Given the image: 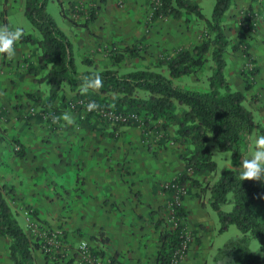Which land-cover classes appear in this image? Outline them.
Segmentation results:
<instances>
[{
  "label": "crops",
  "instance_id": "0c3cea01",
  "mask_svg": "<svg viewBox=\"0 0 264 264\" xmlns=\"http://www.w3.org/2000/svg\"><path fill=\"white\" fill-rule=\"evenodd\" d=\"M61 1L69 15L64 16L59 4L63 23L66 22L63 30L73 34L77 42L78 36H85L74 50L80 49L84 58L86 53H92L97 61L105 60L107 55L104 46L98 44L131 46L146 41L151 49L188 47L196 40V45L201 42L204 30L199 27L205 23L202 20H196V27L172 18H159L149 24V0ZM193 1L201 6L206 19H211L203 11L207 0ZM93 4L98 8L97 17L85 26L87 11L82 14L78 10ZM25 5L26 0H0V26L15 27L16 19L11 25L13 15L24 13ZM249 7L258 14L252 37L245 36L240 23ZM223 26L230 40L227 50L232 46V52L225 55L227 80L233 89L246 94V106L253 112L255 121L264 126V0H232L223 17ZM236 43L250 46L251 58L259 68L251 89H246L242 75L245 56L241 50L234 51ZM15 48L13 59L0 56V106L7 110V116L0 117V184L12 188L8 199L24 221L20 224L27 227L28 206H32L38 211L37 217L55 226L62 225L70 233L76 231L84 235L83 239L98 237L90 240L91 243L103 249L108 257L117 252V264H157L160 230L166 226V193L162 186L184 170V161L180 158L182 148L169 145L168 149H162L157 143H152L150 148L153 138L143 139L142 127H120L117 139L101 137L97 130L87 132L75 125L80 116L77 110L68 112L73 118L70 124L73 127L60 129L57 134L35 118H27L34 95L40 90V81L36 82L39 72L28 71L30 64L36 67L38 57L34 46L18 41ZM258 135L264 134L256 130L251 138ZM15 139L22 145L25 156L17 155ZM231 159L232 156L225 162V168L232 166ZM221 172L217 168L210 181L214 182ZM198 192V188H192L184 200L188 210L186 222L194 241L183 264H223L214 258L229 239L225 235L233 225L220 231L218 213L202 204ZM104 237H109V241L104 242ZM35 256L36 264H47L39 250ZM0 264H14L9 255V242L2 236Z\"/></svg>",
  "mask_w": 264,
  "mask_h": 264
},
{
  "label": "trees",
  "instance_id": "16d2710c",
  "mask_svg": "<svg viewBox=\"0 0 264 264\" xmlns=\"http://www.w3.org/2000/svg\"><path fill=\"white\" fill-rule=\"evenodd\" d=\"M58 2L62 6L64 16L69 17L63 9V2ZM48 3L49 0H26L25 5L26 16L41 33L38 39L34 38L32 33H24L20 40L36 45L34 53L38 57V64L36 67L35 64H30L28 71L35 74V69L38 73L49 67L47 76L43 79H48L51 83L49 95L45 96L41 89L37 90L32 106L36 111L26 117L35 118L57 134L60 129L66 130L73 126L64 124L63 119L54 121V118L61 117L70 110H77L80 116L75 125L87 132L97 130L101 137L117 139L120 127H142L145 140H151V134L159 135L156 143L160 148L168 149L169 145L182 148L180 158L184 161V170L171 180L167 187L162 186L167 195L165 207L169 209L170 221L160 230L157 264L184 263L190 242L187 240L188 210L184 205L187 195L182 192V188H186V192L190 193L194 187L199 190L197 196L202 204L209 205L218 213L220 231L236 225L241 233L236 238L228 239L219 248L214 259L223 264H264V182L240 181L237 170L241 155L248 153L249 138L256 130L264 134V126L255 121L253 112L246 106V94L233 89L226 77L225 54L230 40L224 33L223 17L230 9L232 0H216L211 19H206L201 6L193 0H159L157 5L150 3V6L155 8L148 18L149 24L159 18H185L189 27V15L195 14L196 20L205 22V31L199 44L193 47H176L173 54H165L159 58L156 68L162 67V70L139 67L127 72L115 67L101 68L90 57L84 61L94 66V69L80 72L74 56L73 42L48 12ZM72 8H76L75 4H72ZM78 11L82 14L87 11V20L83 25L88 26L96 19L98 8L93 4ZM257 17L258 14L251 7L243 12L240 23L245 36L252 37L255 34L253 32ZM140 43L141 41L131 46L125 45L124 48L114 43L113 47L108 48L109 55L118 63L125 59V52L132 57H138L141 54V48L138 47ZM249 48L248 44L242 43L233 46L234 51H243L245 59L254 64L252 68H243L246 89L255 85V77L259 73ZM208 55H211L212 59L208 87L176 83L175 80L183 76L201 71ZM92 72L102 76L103 87L98 91L89 90L87 94H82L81 77ZM41 80L36 79V82ZM66 87H69L73 95L71 98L65 93ZM80 99L95 101L100 108L84 113L82 106L76 104ZM72 104H76L74 109ZM101 110L131 117L126 122L112 125L104 120L100 114ZM1 116H7V110L2 106ZM104 126L109 127V130ZM212 142L219 150L232 154V166L225 168L214 182L210 181L209 177L217 171L218 164L213 158L210 145ZM14 143L17 155L25 156L20 142L15 139ZM149 147L152 148L153 144L150 143ZM11 193L12 188L0 184V236L8 240L9 255L14 264H36V250L40 251L47 264L118 263L117 252L110 256L109 263L101 262L106 252L97 246L90 249L87 246L88 259L83 257L81 261H78L77 254L70 255L67 251H62L61 254L50 253L44 246H48L47 240L52 232L46 237L40 235V229H47L49 221L37 217L38 211L28 206V215L35 226L32 228L27 225L24 228L8 199ZM227 204L230 205V210H225ZM58 227L62 228L64 236L67 237V229L62 225ZM101 235L103 232H100ZM80 236L84 237L82 234ZM97 238L90 236L88 239ZM251 239L259 241L260 254L250 248ZM103 241L108 242L109 237H104Z\"/></svg>",
  "mask_w": 264,
  "mask_h": 264
},
{
  "label": "rangeland",
  "instance_id": "374dc122",
  "mask_svg": "<svg viewBox=\"0 0 264 264\" xmlns=\"http://www.w3.org/2000/svg\"><path fill=\"white\" fill-rule=\"evenodd\" d=\"M149 2H151V1L149 0ZM215 3H216V0H207L206 4L204 6L203 11L210 18L212 16ZM149 9H150L149 16H151V14L153 12L152 6L149 5ZM60 11H61V9L59 7L58 0H49L48 12H50V14L56 19L57 24L63 30L62 27H66V22H65V24L63 23V21H65V20H63V18L61 17ZM11 15H13V13ZM13 16H14V19L12 20L11 25H14V22L16 19L17 22L15 23V25L16 26L21 25L23 28H25L27 32H24V33H32L34 38H37V39L41 37V33L38 31V29H36L33 26L31 21L26 16L25 12L24 13L19 12V13L14 14ZM149 16H148V18H149ZM189 18L191 19V26L196 27V15L190 14ZM175 21H179V20H175ZM182 21H184V24L186 25L185 18H184V20L182 19ZM199 27H201L202 29L204 28V30H203V33H204L205 23H203L202 25H199ZM68 28H70V27H68ZM176 29H177V25H176ZM83 32H84V34H87L86 30H84ZM194 32L196 33V31H194ZM65 33L70 37L74 46H80L82 39L85 40V36H78L79 41L77 42L76 37L73 34H69L68 30ZM88 37L93 39L92 35H88ZM202 37H203V34L200 38V41L202 40ZM196 41L189 44L188 47L195 46ZM96 42H98V41H96ZM146 44H148V43L145 41L144 43L143 42L140 43V45L138 46L141 48L140 56L132 57L129 53L125 52V59L119 63L116 62L115 60H113L111 58V56L109 55L110 50L108 48L113 47V44L110 46H105V45H100V44L97 45V46H104L103 51L107 54L105 56L106 57L105 60H103V59L99 60V61L95 60L94 55L92 53L91 54L86 53L85 58L90 57L94 62L98 63L99 66H101V68L115 67L122 72H127L130 70L139 68V67H150L152 69H156L159 71V70H162V67L156 68L159 58H162L165 54H173L174 49L176 47H179V46H173V47H169V48H160L161 46H158V48L151 49L150 48L151 46H147ZM27 45L34 46V47L36 46L34 44H27ZM119 47L124 48L125 46L120 45ZM35 48H34V52L36 51ZM231 48H232V46L229 48V50H227L228 53L232 52ZM34 54L36 56V53H34ZM74 56H75L76 64L78 66V70L80 72H84V71L89 70V69L90 70L94 69V66L88 65L84 60L82 61L81 58L82 57L84 58V56L80 53V49H77L76 47L74 50ZM244 59H245V57H244ZM211 64H212L211 55H208L205 67L201 71L194 73V74H191V75L183 76L182 78L175 80L176 83L186 85V86H192V87H196V86L197 87H203V88L208 87L209 86L208 77L212 71L211 70ZM246 66L248 68H250L249 66H251V68H252V67H254V64H251L249 61H247L245 59L244 68ZM48 71H49V67H46L45 69L39 71V78L44 80L43 78L45 75L47 76ZM42 80L39 82L40 89L45 93V96H47V94L49 95V92L51 91V83L48 79H46L44 81H42ZM65 93L67 94L68 97L71 98V96L69 95L70 94L69 87H66ZM29 115H32V112L30 110L27 112V117H29ZM150 136H152V138H153L151 144L156 143L159 139V135L151 134ZM210 145H211L212 151L214 153V158L218 162V171L221 172L225 169V166H226L225 162L229 158H231L232 154H231V152H223V151L219 150L217 145L213 142L210 143ZM231 162H232V159H231ZM170 182L171 181H169L167 183H170ZM167 183H165V184H167ZM188 194H189V191H188V193L186 192L185 195H188ZM224 208H225V210L231 209L230 205H228V204ZM17 218H18L19 222L23 225V223H24L23 219L21 217H18V216H17ZM168 221H170V212H169V209L167 208L166 213H165L166 225H167ZM49 224L50 225L47 227V229H40V235L42 237H46L49 233L52 232L51 233L52 235H50L49 236L50 238L47 240V241H50L52 243L48 245L49 247L47 245L44 246V248L47 251H49L50 253L61 254L62 251H65V252L67 251V253H69L70 255L77 254L78 261H81V259H83V256L81 255V248L79 246L80 242L81 241L86 242L89 249L92 246H94V244L91 243V241L89 239H86V238L83 239V237H81L80 234L76 233V231H74L73 233H70L69 230L67 229L68 234L66 237V236H64V231L62 230V228L55 226L51 221H49ZM51 225L53 226L52 229H51ZM238 232H240V230L237 228L236 225H233L232 228L230 229V232L228 234H226L225 236H226V238H229V239L236 238L239 234ZM54 234L56 236H54ZM240 235H241V233H240ZM74 236H75L76 240H74ZM188 237H189V242H190L189 247H188V252H189L191 245L194 241V234L189 229H188ZM249 245H250V248L252 249L253 252H255L257 254L261 253L260 244H259V241L257 239H251L249 242ZM188 252L184 257L183 262L185 261L187 255H188ZM109 261H110V256L108 257L106 255L101 260V262H103V263H106V262L109 263Z\"/></svg>",
  "mask_w": 264,
  "mask_h": 264
},
{
  "label": "clouds",
  "instance_id": "9594fccd",
  "mask_svg": "<svg viewBox=\"0 0 264 264\" xmlns=\"http://www.w3.org/2000/svg\"><path fill=\"white\" fill-rule=\"evenodd\" d=\"M24 36V29L21 26L10 27L5 24L0 26V56H5L9 60L16 54L15 45ZM81 93L87 94L89 90L98 91L103 87V78L97 72H92L81 77ZM100 105L91 101L86 105V111L98 110ZM63 119L67 124H72L73 118L67 112L55 120ZM248 154L241 155V161L238 166V175L240 181L258 180L264 182V135H258L255 138H249ZM216 151V150H215ZM80 247H86V242L81 241Z\"/></svg>",
  "mask_w": 264,
  "mask_h": 264
},
{
  "label": "built area",
  "instance_id": "2783aa9c",
  "mask_svg": "<svg viewBox=\"0 0 264 264\" xmlns=\"http://www.w3.org/2000/svg\"><path fill=\"white\" fill-rule=\"evenodd\" d=\"M151 2L150 3H152V4H155V5H157L158 3H159V0H150ZM154 6L152 7V9L154 10ZM255 25H256V23H255ZM250 68H251V66H249ZM89 102H91V101H89V100H87V99H80V100H78L77 102H76V104L77 105H80V106H82V109H83V111H84V113L85 112H91V111H86V105L89 103ZM76 104H72V108L74 109L75 107H76ZM30 111L32 112V114L33 113H35V109H33V108H31L30 109ZM83 113V114H84ZM100 114H102V116H103V118H104V120L106 121V122H108V123H110V124H112V125H116V124H118V123H122V122H126L127 120H129V118L131 117V116H123V115H121V114H117V113H115V112H113V111H109V110H101L100 111ZM134 117V116H133ZM169 185V183H167V184H165V186L167 187ZM175 187V186H174ZM182 192L183 193H185L186 194V188H182ZM28 226H30V227H32L33 228V226H35L33 223H32V221H31V219L28 217ZM54 236H56L55 234H54ZM187 240H189V237L187 236ZM52 242H50V241H48V245L49 244H51ZM49 247V246H48ZM81 248V254H82V256L84 257V258H86V259H88V252H89V250H88V247H87V244H86V247H80Z\"/></svg>",
  "mask_w": 264,
  "mask_h": 264
}]
</instances>
